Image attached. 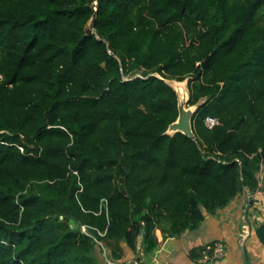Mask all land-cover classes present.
Listing matches in <instances>:
<instances>
[{"label": "trees", "instance_id": "16d2710c", "mask_svg": "<svg viewBox=\"0 0 264 264\" xmlns=\"http://www.w3.org/2000/svg\"><path fill=\"white\" fill-rule=\"evenodd\" d=\"M262 171L264 0H0V264H150Z\"/></svg>", "mask_w": 264, "mask_h": 264}, {"label": "crops", "instance_id": "0c3cea01", "mask_svg": "<svg viewBox=\"0 0 264 264\" xmlns=\"http://www.w3.org/2000/svg\"><path fill=\"white\" fill-rule=\"evenodd\" d=\"M260 189L249 200L248 192L235 198L226 208L215 215H206L195 235L185 232L179 239L163 241L150 264H264V244L257 235L256 227L264 223V171L260 174ZM246 223L247 234L242 236V226ZM157 237L161 240L160 232ZM186 238V240H185ZM220 241L225 246V254L220 259L207 255L198 263L187 257L195 246L208 245ZM188 249L185 251V243Z\"/></svg>", "mask_w": 264, "mask_h": 264}, {"label": "water", "instance_id": "95a60500", "mask_svg": "<svg viewBox=\"0 0 264 264\" xmlns=\"http://www.w3.org/2000/svg\"><path fill=\"white\" fill-rule=\"evenodd\" d=\"M86 33L91 34L92 31L87 27L86 28ZM170 86H172L173 81H166ZM173 87V86H172ZM177 92V91H176ZM177 97H178V111L179 115L177 120L172 123L167 130V134H173L180 132L190 139H194L195 135L193 132L192 128V118L193 115L196 111V107H189L188 106V100L189 96L187 97V93H178L177 92ZM120 189H123V185L120 186ZM249 200L252 201V196L248 193ZM70 226L72 227L73 230H76V223L74 220H68ZM144 234L143 229H141L140 232V237H142Z\"/></svg>", "mask_w": 264, "mask_h": 264}, {"label": "built area", "instance_id": "2783aa9c", "mask_svg": "<svg viewBox=\"0 0 264 264\" xmlns=\"http://www.w3.org/2000/svg\"><path fill=\"white\" fill-rule=\"evenodd\" d=\"M206 126L208 128H212L215 124H217V121L213 118H207L206 119ZM80 230L82 232V234H85V235H88L90 236L91 238H93V240L98 244L99 247H101V250L103 251V255H105V249L103 248V243L100 242L94 235H92L89 230H88V227L85 226V225H82L80 227ZM247 230H248V227L246 225V223L242 226V236L244 237V235L247 234ZM98 235L102 236V234L99 232ZM207 250L211 251L212 250V258L213 259H220L224 256L225 254V246L220 242V241H215L213 243V245H208L207 246ZM108 264H111L110 262H108ZM127 264H137V263H127Z\"/></svg>", "mask_w": 264, "mask_h": 264}, {"label": "bare ground", "instance_id": "6f19581e", "mask_svg": "<svg viewBox=\"0 0 264 264\" xmlns=\"http://www.w3.org/2000/svg\"><path fill=\"white\" fill-rule=\"evenodd\" d=\"M172 86L178 93H182V94L186 93V88H185L184 82L179 83V82L173 81Z\"/></svg>", "mask_w": 264, "mask_h": 264}, {"label": "rangeland", "instance_id": "374dc122", "mask_svg": "<svg viewBox=\"0 0 264 264\" xmlns=\"http://www.w3.org/2000/svg\"><path fill=\"white\" fill-rule=\"evenodd\" d=\"M185 83V88H186V93H187V97H188V91H187V87H186V84H187V82L185 81L184 82ZM195 108V107H194ZM190 235H195L196 234V232H188ZM185 240H186V238H185ZM188 240V239H187ZM186 240V241H187ZM189 245H188V242H186L185 243V248H184V250L186 251L189 247H188ZM97 256H98V258L100 259V256H99V254L97 253Z\"/></svg>", "mask_w": 264, "mask_h": 264}]
</instances>
